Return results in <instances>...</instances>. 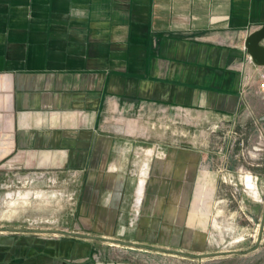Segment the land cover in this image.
I'll use <instances>...</instances> for the list:
<instances>
[{"label":"rangeland","instance_id":"obj_1","mask_svg":"<svg viewBox=\"0 0 264 264\" xmlns=\"http://www.w3.org/2000/svg\"><path fill=\"white\" fill-rule=\"evenodd\" d=\"M247 62L223 96L102 106L98 88L92 112L32 118L0 74V264H264V66Z\"/></svg>","mask_w":264,"mask_h":264},{"label":"crops","instance_id":"obj_2","mask_svg":"<svg viewBox=\"0 0 264 264\" xmlns=\"http://www.w3.org/2000/svg\"><path fill=\"white\" fill-rule=\"evenodd\" d=\"M262 26L264 0H0V74H10L31 118L79 112L82 102L92 112L98 88L102 106L114 95L144 108L223 96L252 69L245 41ZM118 181L115 207L126 178Z\"/></svg>","mask_w":264,"mask_h":264},{"label":"water","instance_id":"obj_3","mask_svg":"<svg viewBox=\"0 0 264 264\" xmlns=\"http://www.w3.org/2000/svg\"><path fill=\"white\" fill-rule=\"evenodd\" d=\"M245 46L247 49L248 54L252 57L253 62L258 65V66H264V26L259 28L258 30L252 32L245 41ZM8 231L12 232H30L27 230H20V229H8ZM62 235L66 236H71V237H79V238H85V239H90V240H104V241H112L109 239H100L97 237L93 236H88V235H83L79 233H67V232H60ZM114 242V241H113ZM115 243V242H114ZM120 245H126L129 247H136L138 245L136 244H131V243H124V242H117ZM156 251L164 252V253H169V254H174V255H181L185 257H191V258H203L206 255H189L185 254L183 252H178V251H171V250H166V249H156L153 248ZM207 257V256H206Z\"/></svg>","mask_w":264,"mask_h":264},{"label":"built area","instance_id":"obj_4","mask_svg":"<svg viewBox=\"0 0 264 264\" xmlns=\"http://www.w3.org/2000/svg\"><path fill=\"white\" fill-rule=\"evenodd\" d=\"M249 61L252 62L253 59L251 56H249ZM259 90L260 91H264V74H261L260 78H259Z\"/></svg>","mask_w":264,"mask_h":264},{"label":"bare ground","instance_id":"obj_5","mask_svg":"<svg viewBox=\"0 0 264 264\" xmlns=\"http://www.w3.org/2000/svg\"><path fill=\"white\" fill-rule=\"evenodd\" d=\"M252 186V185H251Z\"/></svg>","mask_w":264,"mask_h":264}]
</instances>
